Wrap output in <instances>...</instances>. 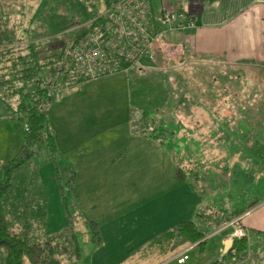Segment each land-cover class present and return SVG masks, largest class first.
Listing matches in <instances>:
<instances>
[{
	"label": "rangeland",
	"instance_id": "obj_1",
	"mask_svg": "<svg viewBox=\"0 0 264 264\" xmlns=\"http://www.w3.org/2000/svg\"><path fill=\"white\" fill-rule=\"evenodd\" d=\"M149 1L155 9L161 1L169 4V0ZM78 2L95 11L104 8V0H0V48L10 46L8 55L15 54L23 46L21 40L51 32L58 23L73 15H82ZM12 41L16 42L13 47ZM157 46H160L158 37L152 44L156 58ZM190 57L164 58L160 70L157 69L159 62L150 65L155 61L143 56L140 62L149 66L133 63L126 70L87 79L82 85L69 86L56 93L50 101L46 114L56 134L55 157L44 146L23 165L19 179L31 181L28 195L31 215L34 213L32 230L41 240L55 236L53 243L62 246L65 242L60 237L69 230L77 234L80 258L59 254L57 264H113L125 258L121 264L148 263L149 251H152L146 247L148 240L181 220L202 214L210 206L206 202L210 195L216 198L220 195L218 191H225L231 198L227 211L234 206L233 201L237 206L264 201V152L260 151L258 141L264 143V111L237 112L234 107L230 112L200 110L207 108L204 104L209 98L215 103L223 99L233 102L234 96L245 99L239 94L230 95L241 88L255 87L264 95V68L250 67L242 71ZM9 63L6 59L0 61V73H8ZM164 65L168 70H163ZM50 72L45 68L42 76ZM243 74H249V79L243 81ZM222 88L230 92L221 95ZM3 92L4 88H0V120L7 118L17 123L23 139V120L9 113L2 99ZM63 94L66 96L60 101ZM55 113L65 115L55 123ZM205 120L215 123L206 127ZM218 121L226 122L218 127ZM51 124L57 126L53 129ZM180 127L186 131L182 138L175 133ZM138 128H143L150 137L160 135L163 144L153 141L138 144L130 133ZM192 130H196L195 135ZM202 131L219 141L226 140L223 144L226 152L230 148V152H237L234 155L237 158L230 153L222 159L208 154L207 145L201 141L202 134L197 133ZM189 136L196 140L194 145L189 143ZM67 140H80L83 147L92 141L96 147L93 159L80 160L85 163L71 187L67 179L69 169L73 170L72 157L75 158L76 152L72 150L75 146L68 147ZM251 145L261 152V159H250ZM112 147L116 150L109 151ZM87 164H92V168ZM180 165L183 171L193 168L198 177L187 174L183 179L177 173ZM15 186L18 188L20 183L17 181ZM220 210L214 208L225 225L228 213ZM91 221L97 224L103 245L92 240ZM13 229L19 230L20 224L15 222ZM242 236H245L244 229ZM216 243L215 238L209 239L201 253L196 248L190 249L186 264L211 261ZM133 250L134 255L136 251L139 253L131 257ZM102 252L112 254L102 257ZM4 257L5 249L0 248V264H4ZM262 260L256 256L253 262L258 264ZM23 264H29L27 259Z\"/></svg>",
	"mask_w": 264,
	"mask_h": 264
},
{
	"label": "crops",
	"instance_id": "obj_2",
	"mask_svg": "<svg viewBox=\"0 0 264 264\" xmlns=\"http://www.w3.org/2000/svg\"><path fill=\"white\" fill-rule=\"evenodd\" d=\"M169 1L174 7H182L185 10L191 12L195 16V26L189 30L171 29L159 34L158 39L160 41V48L158 46L156 47L158 49L157 54H159V56L157 55L155 63L152 62L150 63V65L159 62V66L157 69L161 70L163 65L162 63H164V58L168 59L171 57H175L174 59L180 60L182 56L187 55L192 56L193 58L200 61H209L212 64L222 63V65L226 64L228 66H234L238 68V70L243 71L250 67H258L262 69L264 68V0H186L184 3L183 0ZM158 7L156 9H158ZM170 52L174 56H170ZM142 65L149 66V63L147 64L142 62ZM170 66L172 67L174 65L172 64ZM166 68L167 67H165L164 65L163 70H168ZM82 83L83 81L73 86L76 87L82 85ZM70 90L69 92L74 91ZM220 91L222 92L221 95H225L226 91L228 93L230 92L225 88H222ZM236 93L240 96H245L246 94L250 95L251 93L253 95L262 94V91H259L256 88H242L238 89ZM211 95L214 98V93H211ZM65 96L66 95L63 94L59 100L61 101L65 98ZM212 101L213 100L209 98V102L207 104H204V106L207 108L204 110L201 108L200 110L206 112H230L231 108L234 107V111H246L244 104H242L241 102H225L226 100L224 99L222 100V102L215 103ZM55 102L57 101H54V103ZM251 106L254 107L252 108L254 109V112H261V108L258 106V104L254 103L250 105V107ZM55 115L53 116L54 122L61 119L65 114L60 115L55 113ZM3 116L6 117V113H4ZM224 122L226 121H218V127L223 126ZM213 123L215 122L206 121L204 124H206V127H209L210 124ZM220 123L222 125H220ZM52 125L53 129L57 126L56 124H51V126ZM18 128L19 126L17 125V123H15L11 119L4 118L0 120V165L5 160L12 157L22 143L23 139ZM192 131V133L195 135L196 130ZM184 132L186 131H182V127H180L179 131H175L176 135L179 134L181 138L184 137ZM130 133L136 137L138 144H144L148 141H153L158 145L159 143L163 144V142H161L159 138L150 137L146 132H144L143 128H138L136 132H133V130H131ZM197 133L202 134L201 141L207 145L206 150L212 157L216 156L222 159L229 153L232 154V156L237 153L230 152V148H227L226 152V149L223 145L226 140L222 139V141H219L214 138L213 135H209V133H207L206 131ZM61 142L63 144V141ZM194 142H196V140L193 139V136H189V143L194 145ZM81 143L82 142H80V140L76 142L70 141V144L68 146H75L74 149L72 148V150L76 152L75 158L72 157V165L75 177L79 175V170L85 163V161L83 160H90L89 158L93 159L95 153L94 151L96 149L92 141H90L88 145L84 147L80 145ZM179 143L182 144V140H179ZM214 149L217 150L216 154L214 153ZM114 150L116 149L112 147L109 151ZM89 154H91V156ZM260 155L261 154L254 153L252 151V156H250V159H261ZM237 156L238 155L234 157L237 158ZM81 159H83L82 162H80ZM79 162L80 167H78L77 164ZM87 167L92 168V164H87ZM179 168L180 171L177 173H180L181 177L185 179V175H187L190 170H186L187 172L183 171L181 169V165ZM190 169L192 172L194 171L196 173L193 168ZM218 192L220 193L219 197L215 198L214 194H212L206 200V202L210 204V206L208 205L209 208H206V210H204L202 214L196 213V217H194V219H191L189 217L196 224L199 230H201L205 234V238H207V241L211 238L216 239L217 249L216 252L213 253V259L211 261L222 259V264H254L253 260L257 256L258 258H263V260L259 261L258 264H260V262L264 264V235L260 233L261 231L264 232V201H257V203L250 210L240 215V219L238 220L245 231V236L247 237L248 253L245 259L238 260L236 256H233L231 258H223V255L233 245L232 242L230 248L226 252H224V244L228 239H232L231 235L234 231V227L233 225L225 226L227 223L225 225H222L221 219L223 217L219 216V211H214L215 207L218 208V210H227L230 206L231 198L227 196V193L225 191ZM232 204L236 206L235 201H233ZM212 212L215 213L214 218V213ZM218 219L221 221V225L219 227H213L216 220ZM165 230H163L162 232H164ZM162 232L153 235L146 243V247L148 248V250L152 251H149L148 256L150 257L148 263L147 261H145L144 264H186L187 261L190 260V256L188 254V251L190 249L192 250L196 248L200 253L205 249L204 247L201 251L197 247H195L194 244L184 242L180 238H166L164 235H161ZM100 245H103L102 238ZM157 246L159 247L156 249ZM139 248H136V250H140ZM134 252L135 251L133 250V252L131 253V257L135 256L136 253H139V251H136L134 255ZM182 253L187 254L188 258L184 262L178 263L177 258ZM104 254L111 255L112 252H102V257H105ZM156 256H158L159 258H156ZM152 258L153 261L151 262ZM126 259L127 258L116 261L113 264H121ZM211 261H208V263H210ZM195 264H198V262H196Z\"/></svg>",
	"mask_w": 264,
	"mask_h": 264
},
{
	"label": "trees",
	"instance_id": "obj_3",
	"mask_svg": "<svg viewBox=\"0 0 264 264\" xmlns=\"http://www.w3.org/2000/svg\"><path fill=\"white\" fill-rule=\"evenodd\" d=\"M109 1L104 0V7ZM78 5L82 8V15L71 16L66 21L58 23L51 32L44 33L41 36L24 39L23 41L20 38L21 41H19L25 51H21L22 48H19L15 54L8 55L11 51L9 50L10 46H7L8 49L0 48V61L6 59L10 62L7 65L8 73H0V88L5 90L2 99L6 103L9 113L18 119H22L24 125V137L20 147L12 157L0 165V248L5 249L4 264H23L24 259H27L29 264H57L59 260L56 259V256L63 253L73 254L77 259L80 258L78 237L73 230H69L63 237H60L65 242L62 246L53 243L55 236L41 240L39 235L35 234L32 230L34 224L32 225L31 223L34 213L31 215L33 211L30 210L28 195V185L31 181L19 179L23 165L29 162L31 157L35 153L40 152L44 146L47 147L49 154L52 156L56 153L57 142L55 134L49 125L46 114V109L50 106V101L56 93L48 94V88L41 84V78L45 77L44 75L42 76L45 68L52 70L55 64L65 55L67 48L99 23L100 19L92 23L85 22L97 15L100 10L95 11L81 2H78ZM15 44L16 42L12 41L11 46L13 47ZM0 45L2 47V44ZM122 66H128V63H123ZM111 73L114 72H106L103 75ZM241 76L243 81L249 79V74ZM80 82L69 84L73 86ZM250 82L252 83V80ZM236 94L235 92L230 95L234 96ZM263 96L262 94L253 95L251 93L250 95L246 94L243 100L234 96L231 103L241 102L244 104L246 111L249 112H254V109L250 110V105L255 103L258 104L263 112ZM47 101L49 102L48 105H46ZM161 129L165 132V129ZM164 132L161 131L160 134L163 135ZM158 138H160V135ZM258 141L260 143V151L264 152V143L260 139ZM251 147L254 153H258L259 150L253 148V145ZM258 154H261V152ZM188 170H190L187 173L189 176L198 177L194 171ZM74 178V171L69 169L67 179L69 187H71ZM17 181L20 183L18 188L15 186ZM256 203L257 201L244 202L242 205L232 207L230 211L225 209L220 211L228 213L226 219L231 221V219L239 217L250 210ZM6 213L9 217L11 216L10 219L7 218ZM15 222L20 224V229L17 231L13 229ZM89 224L92 230V240L99 244L101 237L97 224L94 221ZM220 225L221 221L219 219L216 220L214 227H219ZM260 233L264 235V232L261 231ZM161 235L166 238H180L184 242L194 244L201 251L207 241L205 234L199 230L190 218L178 222L170 229L162 232ZM247 253V237L242 236L241 238L233 239L232 247L223 255V258L236 256L238 260H243ZM208 264H222V259L213 260Z\"/></svg>",
	"mask_w": 264,
	"mask_h": 264
},
{
	"label": "built area",
	"instance_id": "obj_4",
	"mask_svg": "<svg viewBox=\"0 0 264 264\" xmlns=\"http://www.w3.org/2000/svg\"><path fill=\"white\" fill-rule=\"evenodd\" d=\"M168 3L165 5L161 1L155 9L148 0H110L97 15L85 22L100 19L99 23L67 48L51 72L41 78V84L48 88V94H55L69 87V83L126 70L133 63L142 65L140 59L143 56L155 61L152 44L159 34L195 26V16L191 12ZM123 63L128 66H122ZM239 219L240 216L226 225H233V239L243 235ZM187 258V254L182 253L177 262L182 263Z\"/></svg>",
	"mask_w": 264,
	"mask_h": 264
},
{
	"label": "water",
	"instance_id": "obj_5",
	"mask_svg": "<svg viewBox=\"0 0 264 264\" xmlns=\"http://www.w3.org/2000/svg\"><path fill=\"white\" fill-rule=\"evenodd\" d=\"M232 242H233L232 239H228V240L225 242V244H224V252H226V251L230 248V246L232 245Z\"/></svg>",
	"mask_w": 264,
	"mask_h": 264
}]
</instances>
